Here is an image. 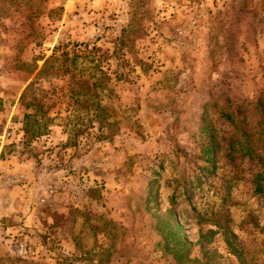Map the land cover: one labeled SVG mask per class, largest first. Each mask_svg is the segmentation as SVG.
Returning a JSON list of instances; mask_svg holds the SVG:
<instances>
[{
	"label": "rangeland",
	"instance_id": "1",
	"mask_svg": "<svg viewBox=\"0 0 264 264\" xmlns=\"http://www.w3.org/2000/svg\"><path fill=\"white\" fill-rule=\"evenodd\" d=\"M256 187L264 0H0V264H264Z\"/></svg>",
	"mask_w": 264,
	"mask_h": 264
},
{
	"label": "trees",
	"instance_id": "2",
	"mask_svg": "<svg viewBox=\"0 0 264 264\" xmlns=\"http://www.w3.org/2000/svg\"><path fill=\"white\" fill-rule=\"evenodd\" d=\"M64 47L65 45L63 47L57 46L54 48L53 53L44 60L43 65L36 72V80H39V76L44 74L48 68L52 66L54 67V71L60 72L61 75L69 74L70 80L68 83V96L74 103V108H76L77 105H80L85 107L88 112L91 110L96 112L97 109L102 110L103 108L99 105V100L97 99L99 97L98 90L106 93H110L112 91V87L109 86V82L111 81L109 73L107 70L105 71L102 68H97L98 70L93 71L92 73H88L86 75L81 73L79 76H76L73 71L77 68V62L81 56L77 52H74V54L71 55L70 51ZM92 51L93 50L91 49L88 50L86 53L87 56L84 57H89V53H92ZM91 58H93V56ZM56 64L57 66H55ZM36 69L37 65L34 64L30 72L32 73ZM90 79L92 80L90 81ZM78 85H81L85 89L83 90L79 88ZM36 105L38 107L35 108V112L33 114H25L26 118L35 117L34 115L37 114L41 107L39 104ZM95 115H98V112H96ZM38 127H40V125H38ZM256 191L264 195L263 188L256 187ZM234 251L236 250L234 249ZM237 256L240 257L239 254H237Z\"/></svg>",
	"mask_w": 264,
	"mask_h": 264
}]
</instances>
